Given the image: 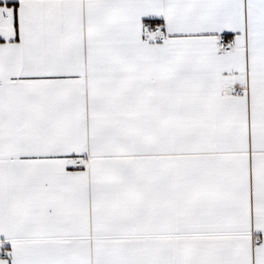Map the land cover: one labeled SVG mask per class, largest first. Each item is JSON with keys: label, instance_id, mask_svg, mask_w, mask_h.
Masks as SVG:
<instances>
[{"label": "snow or ice", "instance_id": "1", "mask_svg": "<svg viewBox=\"0 0 264 264\" xmlns=\"http://www.w3.org/2000/svg\"><path fill=\"white\" fill-rule=\"evenodd\" d=\"M0 264H264V0H0Z\"/></svg>", "mask_w": 264, "mask_h": 264}]
</instances>
